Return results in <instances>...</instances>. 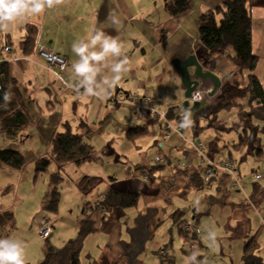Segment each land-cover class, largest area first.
Listing matches in <instances>:
<instances>
[{
    "label": "crops",
    "instance_id": "1",
    "mask_svg": "<svg viewBox=\"0 0 264 264\" xmlns=\"http://www.w3.org/2000/svg\"><path fill=\"white\" fill-rule=\"evenodd\" d=\"M167 1L61 0L52 7L45 5L40 13L26 12L7 22L6 28L0 27L1 53H6L0 60L14 65L22 107L28 116V100L37 114L43 98L53 105L54 93L57 95L64 88L65 110L61 118L64 129L68 124L74 132V122L67 121L68 110L77 119L76 124L79 123L78 135L89 133L86 141L99 158L92 163L97 165L109 158L107 165L113 167L109 173L120 168L124 175L111 174L108 184L102 181L104 184L99 191L90 193L91 190L89 193L93 196L86 205L91 206L86 210L87 216L82 208V219L75 221L76 227H67L71 228L70 240H73L91 218L93 231L85 239L83 250L96 242V249L104 252L103 256L90 252L89 260L93 264H245V248L251 241L258 243V256L264 263V154L257 155L264 147V137H259L260 133L264 134L261 128L264 121L244 116L250 111L247 101L239 104V113L220 119V131L209 130L198 136L194 131L190 133V137L206 141V153L212 160H230L237 164L241 189L234 188L233 180L226 174H219L206 185L203 170L196 168L199 160L178 136H171L163 148L162 138L167 131L158 116L149 114L159 121L149 126L147 137L132 141L127 131L145 125L147 117H140L139 109L131 104L109 106V101L119 93L136 94L154 99L160 113L175 108L179 114L186 115L177 110L185 100V89L172 61L185 60L191 55H196L205 71L214 72L224 84L235 80L243 82L239 69L227 57L231 50L210 59L209 51L198 39L200 15L221 5L223 0L214 6L203 4L198 9L191 1L186 14L173 18L165 12ZM251 14L253 49L260 58L256 74L264 87V0H252ZM28 25L39 29L38 49L44 47L66 60L67 67L60 72L64 80L60 76V83L55 82V75L48 71L38 50L34 55H24L23 37ZM97 37L100 39L96 40ZM4 40L6 45H3ZM106 41H115L119 53L106 52ZM6 47L11 51L4 52ZM77 48L86 51L79 55L74 50ZM95 56L101 58L97 60ZM85 59L91 71L82 75L77 65ZM171 82L174 91L170 89ZM75 83L81 85L82 96L73 90ZM201 88L209 91L213 89V82H203ZM217 97H209L208 103L216 104ZM238 118L240 123L231 126ZM97 127L101 129L99 133L92 130ZM110 129L116 137L110 134ZM240 133L250 136L246 137L249 143L241 149L236 148L243 139L237 137ZM117 141L119 146H111ZM131 148L138 153L136 161L129 158ZM162 149L170 158L177 159L179 165L154 164ZM86 164L91 163L80 165L91 166ZM87 170L84 175H93V168ZM255 174H261V180H255ZM111 190L139 195L138 205L128 209L113 207L105 216L101 209L92 212L91 208ZM88 194L81 192L80 196H90ZM186 221L198 227L195 236L183 234L181 225ZM162 251L165 254H161ZM41 259L44 261L45 256Z\"/></svg>",
    "mask_w": 264,
    "mask_h": 264
},
{
    "label": "trees",
    "instance_id": "2",
    "mask_svg": "<svg viewBox=\"0 0 264 264\" xmlns=\"http://www.w3.org/2000/svg\"><path fill=\"white\" fill-rule=\"evenodd\" d=\"M191 0H168L165 4V12L169 17H179L186 14L190 9ZM252 0H223L221 5L202 13L198 20L199 42L209 51V58L218 55L227 56L240 71L242 81L235 80L233 83H225L222 93L217 97L216 104L202 103L199 110L191 117L179 114L175 108L168 111L170 121L184 126L189 125L191 131L202 134L209 130L220 131L221 113L224 110H233L242 101H247L248 112L245 117L262 118L264 121V87L256 74L260 58L253 49V18L251 14ZM39 29L35 25H28L23 39L25 41V56L36 54L38 50ZM19 81L15 75V67L9 61L0 60V133L10 140L25 141L27 131L32 123L22 107V95L19 90ZM8 100H5V94ZM147 122L143 126L127 131L130 140L136 141L147 137L149 126L158 119L147 116ZM202 122H205L202 125ZM264 132V126L261 127ZM86 136V137H85ZM89 133L84 136L74 134L71 127L66 124L64 132L55 135L50 143L48 155L36 161L35 170L41 174L48 170L52 163L61 166L67 163L83 164L92 163L99 158L96 156L93 146L86 140ZM236 148H243L249 143L245 133ZM245 137V138H244ZM264 154V147L258 150L257 155ZM26 165L25 158L19 152L12 150H0V167H8L12 170H22ZM158 169V167H155ZM137 170H142L138 169ZM61 174L55 173L50 177V182L45 196L41 201V209L50 213H57L61 203L59 181ZM101 182L100 178L84 177L78 182L82 194H88ZM140 196L111 190L107 197L91 208L94 212L101 209L104 216L113 207L121 209L133 208L138 205ZM91 207H85L86 210ZM89 217L77 237L70 240L64 248L58 250L48 240L45 242V259L42 264H81V254L85 239L93 231V224ZM15 227L14 215L10 211L0 212V239H8ZM183 234H185L183 232ZM189 237V235L185 234ZM259 245L251 241L245 248L243 260L245 264H264L258 256ZM24 264H28L24 262Z\"/></svg>",
    "mask_w": 264,
    "mask_h": 264
},
{
    "label": "rangeland",
    "instance_id": "3",
    "mask_svg": "<svg viewBox=\"0 0 264 264\" xmlns=\"http://www.w3.org/2000/svg\"><path fill=\"white\" fill-rule=\"evenodd\" d=\"M191 1L193 3L192 6L196 9L200 8L203 4H210L214 6L215 4H218L220 2L219 0ZM3 43V45H6L7 41L4 40ZM1 48L3 47L0 46V58L5 56L6 54L1 53ZM52 74L55 75H53L55 78V82L60 83L61 81L58 80L62 77L60 71H55V73ZM61 80H64L63 77ZM174 88L175 87L171 82L170 89L174 91ZM37 94H39L38 90ZM209 101V96H207L204 103H208ZM53 103V105L52 103H47L43 98L41 101V107L37 109L36 114L31 109L29 100L26 102V104L28 105L27 111L30 116L31 123H33L31 129H29L28 131L27 135H29V137L27 140H10L5 134L0 133V150H12L19 152L23 155L26 161V165L22 170H12L5 166L0 167V212L10 211L13 213L15 219V227L8 239L16 242L22 248H24V262L28 264L43 263V259H41V256L46 255L44 246L47 240H49V242H51V244L58 250L64 248V246L69 242L71 238V228L74 229L77 225L75 221L82 219L80 213L78 214L79 210L85 208L93 196V194L90 195V193L99 191L104 183L108 184L110 182L109 177L111 176V174H114V176H124L120 168H115V173H113L114 171L112 173H109L111 172L110 168H113L108 167L107 165L109 158H106L104 162H99V164L97 165L93 163L86 164L91 166H83L72 163H67L59 166L56 163H52L48 170H46L45 172L41 174L36 173V161L48 155L47 153L50 147V143L55 135L64 132L65 130L64 121L61 123V118H63L65 110L64 88L60 89L57 95L54 93ZM238 109V106H236L233 110L222 111L221 118H227L230 115L239 113ZM66 112L67 114H69L67 115V121L70 122L71 120V122H74L72 123L74 124L73 133L80 134V129H78L79 123L76 124L75 122L77 119H75L70 111L66 110ZM170 122L174 125H178L172 121ZM235 122L236 124H239V118L232 122L230 125L233 126ZM256 122L259 121L256 120ZM111 127L112 126H110V128ZM186 127V140H193V137H190V133L192 134V131L190 130L189 125H187ZM92 130L97 133L101 131L99 127H97L96 129L92 128ZM110 134L114 135V137L117 136L112 130L110 131ZM241 134L242 133H240V135ZM221 135L223 137H229L225 133H221ZM259 137H264V134L260 133ZM204 142L206 143L205 140ZM119 145V141L111 144V146H114L115 148ZM188 148L190 149V151H193L190 146H188ZM131 149L132 150H129V158L130 160L136 161L138 158V153L134 148ZM197 158L198 157H196V159ZM239 161H241V159H239ZM231 162L235 163L234 161ZM244 162L245 161L242 160L240 164L243 165ZM154 164L156 163L154 162ZM89 167L93 168V171H91L93 175H84L85 172H88L87 169H91ZM55 173L61 174L63 178L62 181H59L58 185L61 193V203L59 211L57 213H50L41 209V201L46 194L48 184L50 182V177ZM85 176L99 177L101 179V183L102 181L104 182L102 184L100 183L99 186L97 185L88 194L90 196H80L81 192L78 187V182ZM241 188L242 186L238 189ZM44 220L53 222V232L47 240L43 241V239H41L40 237V229L42 228ZM68 226H70L71 228H67ZM95 244L96 242H93L91 245H88V248H85L83 250L81 264H93V262L89 260V254L91 251L95 252L97 256H103L104 252L98 251Z\"/></svg>",
    "mask_w": 264,
    "mask_h": 264
},
{
    "label": "built area",
    "instance_id": "4",
    "mask_svg": "<svg viewBox=\"0 0 264 264\" xmlns=\"http://www.w3.org/2000/svg\"><path fill=\"white\" fill-rule=\"evenodd\" d=\"M5 52H10L11 48H4ZM39 57L45 61L47 64L48 71L55 73V71H64L67 67L66 60L59 54L49 51L44 47H40L38 50ZM73 90L77 92L79 96L83 95V89L79 83H75L73 86ZM209 91H205L202 88L197 89L190 101L192 103H204L207 98ZM120 104H131L136 106L139 109V115L143 119L149 114H153L158 116L163 120L165 124V130L167 131L163 135L162 147L165 148V145H168L171 136H178L184 143L190 146L193 151L192 154L199 160L196 168H200L203 170L204 175V183L209 184L213 179H215L219 174L223 173L228 175L233 180V186L235 188H240L242 186V180L237 175V165L231 161L225 162H215L213 161L206 153V143L201 138H193V140H186L185 134L187 131V127L181 124L174 125L171 123L167 117V112L160 113L156 108V102L151 97H141L136 94H125L119 93L115 99L109 101V106L111 108H115ZM155 158L156 165L159 166H176L179 165V161L177 159H172L167 155L168 153L164 152ZM255 180H261V174L254 175ZM81 211V210H80ZM79 211V212H80ZM181 230L185 234L189 235V237H193L198 233V227L192 223L191 221L183 222L181 225ZM53 232V222L44 221L42 224V228L40 229V237L43 240H47ZM193 244H190V247L193 248ZM161 254H165V251H162Z\"/></svg>",
    "mask_w": 264,
    "mask_h": 264
},
{
    "label": "clouds",
    "instance_id": "5",
    "mask_svg": "<svg viewBox=\"0 0 264 264\" xmlns=\"http://www.w3.org/2000/svg\"><path fill=\"white\" fill-rule=\"evenodd\" d=\"M59 3H61V0H0V27L6 28L7 22L15 20L17 17L26 12L30 11L31 13H40L44 9L45 5L52 7L53 5ZM29 5H32V7L29 8ZM99 39L100 37L96 38V40ZM96 40H94L93 43H95ZM104 48L106 52L111 51L119 53L120 51L115 41H106ZM74 50L79 55H83L86 51L85 48H77ZM100 58V56L94 57V59L97 60ZM77 71L82 75L91 71L87 59H85L82 64L77 65ZM5 100H8L7 93L5 94ZM81 212L82 211L79 213ZM24 254V248L16 242L11 241L10 239H0V264H24Z\"/></svg>",
    "mask_w": 264,
    "mask_h": 264
},
{
    "label": "water",
    "instance_id": "6",
    "mask_svg": "<svg viewBox=\"0 0 264 264\" xmlns=\"http://www.w3.org/2000/svg\"><path fill=\"white\" fill-rule=\"evenodd\" d=\"M172 65L180 72L181 83L185 89L184 102L177 110H181L186 114H193L200 109L201 104L190 101L193 93L203 86V82L210 80L213 82V89L210 90L208 96L215 98L222 92L224 82L212 71H205L204 65L200 63L196 55H191L185 60L174 59ZM193 70V74H192Z\"/></svg>",
    "mask_w": 264,
    "mask_h": 264
}]
</instances>
